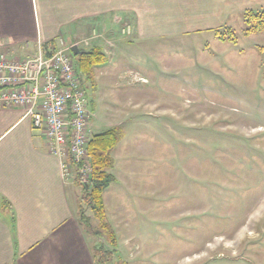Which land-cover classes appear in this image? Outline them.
Instances as JSON below:
<instances>
[{
    "label": "rangeland",
    "instance_id": "1",
    "mask_svg": "<svg viewBox=\"0 0 264 264\" xmlns=\"http://www.w3.org/2000/svg\"><path fill=\"white\" fill-rule=\"evenodd\" d=\"M248 26L236 14L219 32L129 42L117 25L124 50L112 46L93 77L75 58L90 135L122 131L104 194L110 264H264V31ZM80 204L89 238L113 249Z\"/></svg>",
    "mask_w": 264,
    "mask_h": 264
},
{
    "label": "crops",
    "instance_id": "2",
    "mask_svg": "<svg viewBox=\"0 0 264 264\" xmlns=\"http://www.w3.org/2000/svg\"><path fill=\"white\" fill-rule=\"evenodd\" d=\"M260 8L264 0H0V53L27 58L96 34L91 47L108 55L124 50L117 25H130L133 42L216 31ZM79 205L80 188L25 109L0 108V264H96Z\"/></svg>",
    "mask_w": 264,
    "mask_h": 264
},
{
    "label": "built area",
    "instance_id": "3",
    "mask_svg": "<svg viewBox=\"0 0 264 264\" xmlns=\"http://www.w3.org/2000/svg\"><path fill=\"white\" fill-rule=\"evenodd\" d=\"M94 34L92 38H97ZM80 40L76 45L87 43ZM71 46L27 58L0 53V108L22 107L43 132L60 161L64 180L88 184L92 167L88 141L93 113L75 67Z\"/></svg>",
    "mask_w": 264,
    "mask_h": 264
},
{
    "label": "trees",
    "instance_id": "4",
    "mask_svg": "<svg viewBox=\"0 0 264 264\" xmlns=\"http://www.w3.org/2000/svg\"><path fill=\"white\" fill-rule=\"evenodd\" d=\"M244 20L248 24L246 33L264 31V9L254 10L249 9L244 12ZM219 32V30H216ZM230 32H233L232 30ZM219 35V34H218ZM224 39V37H221ZM83 53L74 56L78 60L79 70L87 77H93L95 68L107 61V55L100 46H93L88 50H82ZM77 69V67H76ZM77 69V71H79ZM122 138V131L117 127H112L100 133L94 134L88 141V155L92 172L88 184L82 186V196L80 201H84L94 212V216L100 221L101 227L106 230L110 237V244H113V249L104 250L102 248H94V256L96 264H110L113 255L116 252V235L111 227L105 206L104 194L110 184L114 181V175L111 173L114 167V158L112 151L116 148ZM78 185H81L77 180ZM80 206V221L88 223L85 215V210ZM97 233H100L98 231ZM94 234V233H93Z\"/></svg>",
    "mask_w": 264,
    "mask_h": 264
},
{
    "label": "water",
    "instance_id": "5",
    "mask_svg": "<svg viewBox=\"0 0 264 264\" xmlns=\"http://www.w3.org/2000/svg\"><path fill=\"white\" fill-rule=\"evenodd\" d=\"M71 50L75 56L83 53V51L76 44L71 46Z\"/></svg>",
    "mask_w": 264,
    "mask_h": 264
}]
</instances>
